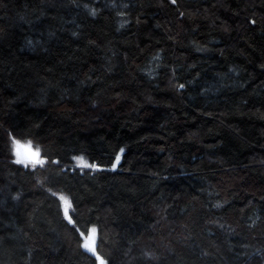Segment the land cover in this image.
<instances>
[{
	"label": "trees",
	"instance_id": "trees-1",
	"mask_svg": "<svg viewBox=\"0 0 264 264\" xmlns=\"http://www.w3.org/2000/svg\"><path fill=\"white\" fill-rule=\"evenodd\" d=\"M92 227L106 264H264V0H0V264H98Z\"/></svg>",
	"mask_w": 264,
	"mask_h": 264
},
{
	"label": "snow or ice",
	"instance_id": "snow-or-ice-1",
	"mask_svg": "<svg viewBox=\"0 0 264 264\" xmlns=\"http://www.w3.org/2000/svg\"><path fill=\"white\" fill-rule=\"evenodd\" d=\"M173 4L176 3V0H171ZM95 14L94 12L92 13ZM182 88L183 85H180ZM120 152H123V149L120 150ZM12 153L16 157V159L13 161L16 164H22L25 167H28L29 164H31L33 167L36 165H43L45 161L41 158L40 150L39 148L33 149V146L31 142L27 143H21L19 140L13 139L12 142ZM76 160V166L80 168H91L96 169V164H89L86 162L85 158L83 156L81 157H74ZM120 162V155H116L115 157V163L112 165V169L114 170L116 166ZM54 163H59V161H54ZM60 200L65 205L64 207V216L66 219H68L69 223H73L72 219L69 216L68 212V200L65 199V197L61 196ZM217 207H220V205H217ZM91 234L88 236L84 243L81 244V247L86 251L92 254V256L96 257V260L98 261V264H106L105 260L98 255L96 250V241H97V233L98 229L96 227H92L90 230Z\"/></svg>",
	"mask_w": 264,
	"mask_h": 264
},
{
	"label": "rangeland",
	"instance_id": "rangeland-1",
	"mask_svg": "<svg viewBox=\"0 0 264 264\" xmlns=\"http://www.w3.org/2000/svg\"><path fill=\"white\" fill-rule=\"evenodd\" d=\"M67 200V199H66ZM65 206V205H64ZM70 206V203L68 202V205H67V207H69Z\"/></svg>",
	"mask_w": 264,
	"mask_h": 264
},
{
	"label": "water",
	"instance_id": "water-1",
	"mask_svg": "<svg viewBox=\"0 0 264 264\" xmlns=\"http://www.w3.org/2000/svg\"><path fill=\"white\" fill-rule=\"evenodd\" d=\"M43 160H45V159H43ZM116 169V168H115Z\"/></svg>",
	"mask_w": 264,
	"mask_h": 264
}]
</instances>
